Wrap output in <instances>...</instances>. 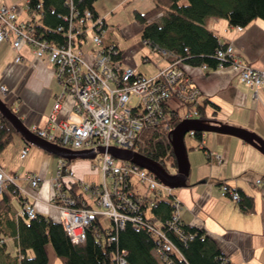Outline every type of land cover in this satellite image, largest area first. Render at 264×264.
I'll return each instance as SVG.
<instances>
[{
    "label": "crops",
    "instance_id": "obj_1",
    "mask_svg": "<svg viewBox=\"0 0 264 264\" xmlns=\"http://www.w3.org/2000/svg\"><path fill=\"white\" fill-rule=\"evenodd\" d=\"M120 1L111 7L112 12L115 7L127 2ZM2 2L19 6L20 20L24 21L29 17L24 8L25 0H1ZM152 6L153 0H138L123 15H133L135 20V10L146 11ZM94 9L96 13L105 15L108 23L103 43L115 44L119 48V41L114 36L119 23L107 21V16L114 14H110L103 6L97 9L94 5ZM208 18L207 25L214 29L221 42L233 46L237 59L254 67H264V18H254L247 25H243L241 30L224 17ZM139 27L141 32L140 24ZM123 28L121 26L119 32L127 35L132 33L130 29ZM124 40L127 41L128 38ZM31 49L28 44L14 49L9 40L0 41V85H5L7 90L3 93L5 97L2 100L13 107L17 116L28 127L31 124L43 126L47 123L46 119L56 94L63 90L52 63L45 57L35 58ZM120 51L122 53V49ZM18 54L22 56V60L17 61ZM145 57L149 58L146 55ZM121 58H118L119 62ZM126 64L132 63L127 61ZM167 64L168 60L163 58L158 68ZM132 65L131 68L137 66ZM184 69L200 89L198 102L204 108L203 116L208 124L206 126L226 124L256 133L264 141V82L260 87H249L239 79L240 70L230 64L218 67L187 64ZM138 72L155 75L156 70L154 73H143L141 70ZM72 103L73 99L67 96L61 112L58 113L59 119L66 118L72 111ZM187 134L190 137L185 136L184 146L190 169L186 184L172 189V193L180 201L178 211L181 221L206 231L231 264H264V193L253 183L256 176H264L263 148L235 134L217 131H202L200 138L202 137L203 147L200 148L199 135ZM24 146H28V151L22 157L21 150ZM53 155L55 154L40 149L37 144L29 143L21 133L15 132L9 144L0 151V166L9 176H13L18 187L28 189L26 193H20L24 197L22 203L30 201L38 213L55 220L58 218L57 210L50 204V200L58 156ZM70 163L74 179L95 185L102 182L103 172L98 167L93 168L94 162L91 159L75 157ZM28 172L41 176L39 184L33 189L24 176ZM110 180L109 178L108 181ZM132 182L130 191L138 195L146 193L144 187L134 190ZM223 182L233 191L252 197L253 208L245 212L232 197L222 195ZM16 198L19 209L15 210L22 212V204L19 197ZM146 212L151 214L148 209ZM7 240L8 250L14 254V241ZM46 249L47 264H64L56 256L51 244H47ZM31 251L27 253L31 255Z\"/></svg>",
    "mask_w": 264,
    "mask_h": 264
},
{
    "label": "built area",
    "instance_id": "obj_2",
    "mask_svg": "<svg viewBox=\"0 0 264 264\" xmlns=\"http://www.w3.org/2000/svg\"><path fill=\"white\" fill-rule=\"evenodd\" d=\"M68 2L71 3V15L67 17V27L64 31L66 37L63 42H49L35 35L34 27L30 23L19 19V6L1 3L0 0V41L9 40L14 49L28 44L35 58L45 57L52 63L55 76L62 85L63 90L56 94L46 119L47 123L43 126L29 125V132L61 148L102 149L97 152L101 153L98 168L103 172L100 184L83 183L74 179L70 165L60 156L57 160L56 175L52 179L50 204L56 208L57 220L65 228V233L71 241L78 243L87 237V225L98 214L107 215L115 224V228L125 225L126 220L136 227H150L151 223L143 217L140 210L143 201L150 207L156 203L153 195L148 197L150 192L173 194V187L159 180L151 170H146L133 161L115 158L110 147L122 151L134 149L140 134L149 126H161L168 131L173 127L174 116L189 119L199 118L202 114L198 108L200 89L185 71L180 58L169 60L172 52L156 46L153 51L159 52L169 64L158 68L155 75L142 74L131 66L124 68L115 58L119 49L114 44L103 43L107 25L105 18L92 15L89 9L77 15L73 10L72 0ZM235 27L238 30L243 28L241 25ZM89 32L92 34L90 40L93 46L84 49ZM216 53L222 60H229L227 64L219 62L218 66L233 65L240 70L239 79L249 87H260L264 82V67H254L237 59L235 49L230 43ZM16 59L22 60V56L18 54ZM6 91L5 85H0V92ZM67 96L73 99L72 111L66 118L59 119L58 113L61 112ZM181 107L185 109L180 111ZM189 133L195 132L192 129ZM202 142L201 137L198 145L200 148L203 147ZM27 151L28 146H24L21 150L22 157L27 155ZM92 165L93 168L97 167ZM1 167L0 193L6 180L13 181V176H9ZM133 175L145 186V194L138 195L128 188ZM24 176L28 179L31 189L37 187L41 180V176L34 172H28ZM66 177L70 178L67 180ZM107 178L111 179L110 182H107ZM72 183H78L102 210L94 209L86 198L78 205L67 189ZM253 183L264 193L263 175L256 176ZM221 187L222 195H229L233 201L241 198L238 191H233L226 182L221 183ZM17 189L21 194L28 190L26 187ZM174 200L172 217L167 218L165 222L171 230L182 235L179 226L182 221L178 211L180 201L175 195ZM23 208L22 213L34 218L37 211L30 201H25ZM115 237L116 235L110 233L108 239L113 241ZM161 237L165 238V244L162 250H159L163 256L164 251L174 248V243H171L164 233ZM116 256V264H126L125 256L119 253Z\"/></svg>",
    "mask_w": 264,
    "mask_h": 264
},
{
    "label": "trees",
    "instance_id": "obj_3",
    "mask_svg": "<svg viewBox=\"0 0 264 264\" xmlns=\"http://www.w3.org/2000/svg\"><path fill=\"white\" fill-rule=\"evenodd\" d=\"M72 3L77 15H81L85 9H89L92 15H100L94 9V0H72ZM70 5L68 0H25L24 8L29 16L26 21L34 27L35 35L45 41L63 42L67 17L71 15ZM210 16L224 17L235 26L247 25L254 18H264V0H153L151 9L134 12L135 20L141 26V39L150 46L152 52L157 46L172 52L169 60L180 58L183 65L218 67L219 62L227 64L229 60H222L216 51L228 43L221 42L214 29L207 25ZM117 54L116 59L123 55L120 49ZM6 105L14 111L10 104ZM198 108L202 114L199 118L174 116L171 130L149 126L140 134L136 148L126 151L135 154L137 164L143 161L154 162L168 169V163V172H175L177 158L173 143L178 144L181 130L208 125L203 116V106L199 104ZM2 114L0 112V151L17 132L13 123ZM194 132L200 138L202 131L195 129ZM71 160L65 159L67 165L71 164ZM17 188L14 181L6 180L0 193V264H47V244L52 245L56 256L64 264H116L118 253L125 256L126 264L232 263L202 228L182 221L179 223L182 232L180 235L167 226L165 221L174 212V194L154 193L156 203L150 207L143 201L140 210L143 217L151 223V228L133 226L128 220L122 227L115 228L110 218L106 225L101 220L102 215L98 214L87 225V237L76 243L65 233L59 220L38 212L32 218L24 212L16 211L12 196L19 197L22 208L25 203H22L24 197ZM78 188V183H72L67 189L80 205L85 200V194L78 191ZM238 193L241 197L237 201L240 207L245 212L252 209V197ZM146 209L151 212L150 215ZM159 232L174 243V248L164 251L163 256L159 250H162L165 238ZM110 233L116 235L113 241L108 239ZM7 239L14 241V254L8 250ZM29 250H32L31 255L27 253Z\"/></svg>",
    "mask_w": 264,
    "mask_h": 264
},
{
    "label": "water",
    "instance_id": "obj_4",
    "mask_svg": "<svg viewBox=\"0 0 264 264\" xmlns=\"http://www.w3.org/2000/svg\"><path fill=\"white\" fill-rule=\"evenodd\" d=\"M0 112L3 113L6 117L7 120H9L14 128L16 129L17 133H21V135L27 139L29 143H34L37 144V146L40 147V149H44L46 151H49L50 153H54L57 156H60L61 158H66V159H74L75 157H82L84 158H95V155L97 152H101L102 149L101 147L98 148H89V149H73L71 150L70 148H65L61 146H58L54 143H49V141H46L42 138H39L35 133H32L31 131L29 132L27 126L23 121L17 116V113L12 111L8 105H6V102H4L0 98ZM198 130V131H217L219 133L221 132H226L230 134H235L241 139H245L250 143H254L258 146H261L264 150V141L262 140L261 137H259L256 133H251L247 130H240L238 128H235L233 126H229L226 124L215 125L211 124L210 126H202L200 128L198 127H187L185 129H182L179 138H178V144L174 142V151L176 154V168L177 170L175 172H168V169H165L164 167L157 165V163L154 162H146L143 161V163H138L140 166L146 168V170H151L159 180H162L164 183L169 184V186H181L186 184L187 180V175H188V162H187V157L185 154V146H184V138L185 134L189 133V130ZM111 153L114 155L116 158H121L125 160H130L133 161L137 164L135 160V154L130 152V151H122L118 148H114L113 146L110 147ZM137 164V165H138Z\"/></svg>",
    "mask_w": 264,
    "mask_h": 264
},
{
    "label": "rangeland",
    "instance_id": "obj_5",
    "mask_svg": "<svg viewBox=\"0 0 264 264\" xmlns=\"http://www.w3.org/2000/svg\"><path fill=\"white\" fill-rule=\"evenodd\" d=\"M95 2V6L97 7V9L99 8V6H103L104 8H106V10L110 13V14H114V15H109L107 16V21L109 23H119L118 24V29L120 30V27H124L123 29H130L131 30V34L127 35L126 33H122L119 32L118 29H116L114 31L115 33V38L119 41V48L120 50L122 49V58L120 60V65L124 68H126L127 66H131L132 64H137V66L135 67V69L137 71H142L144 72H152L154 73L155 70L156 72L158 71V64L161 60H163V57L160 55L159 52H152L150 46L143 42V40L141 39V32H140V27L137 21H135L133 19V15H123V13H125L126 9L129 10L130 7H132V4H135L136 2H138V0H127V2L115 7L113 9V12L111 10V7H113L114 5L118 4L119 2H121L120 0H94ZM128 7V8H126ZM127 12V11H126ZM102 13V12H100ZM24 15V14H23ZM101 16H105V15H101ZM110 16H112V19L110 18ZM105 18V17H104ZM106 20V19H105ZM114 22H113V21ZM116 21V22H115ZM91 32H89V35L87 36V41H85L84 45H85V49H89V47L93 46L91 39ZM126 36V37H124ZM128 38L127 41H125L124 39ZM145 55L149 58H146ZM127 61H131L132 64H126ZM132 65V66H133ZM184 67L187 66V64L183 65ZM134 68V66H133ZM160 68V67H159ZM4 92H0V98H4L5 94H3ZM185 109V107H181L180 111H183ZM186 138H189L190 136H188V134H185ZM54 157H57L56 155H53ZM101 153H97L95 155V158H92L91 160L94 162V165H96L97 167H99L100 163H101ZM166 166L169 169L170 164L166 163ZM173 168V167H172ZM97 169V168H96ZM109 178H107V182ZM131 181H133V188L134 190L138 191L139 189H142L143 187L145 188V186H143L140 181H138V179L136 178V176H131ZM176 187L174 186L172 189L174 190ZM80 190L85 194V198L88 200V203L92 205V207L96 210L101 211V206L99 204H96V202L94 201V199L89 196V194H87L86 192H84L82 190V188H80ZM145 190V189H144ZM53 191V190H52ZM146 191V190H145ZM149 194H151V196L153 195V192H150ZM12 203L14 208L19 209V203L17 201L16 197H12ZM101 220L103 222V224H109V220L107 218V215L103 214L101 216ZM49 245V244H48ZM32 252V251H31Z\"/></svg>",
    "mask_w": 264,
    "mask_h": 264
},
{
    "label": "bare ground",
    "instance_id": "obj_6",
    "mask_svg": "<svg viewBox=\"0 0 264 264\" xmlns=\"http://www.w3.org/2000/svg\"><path fill=\"white\" fill-rule=\"evenodd\" d=\"M23 209V208H22ZM21 212V211H20Z\"/></svg>",
    "mask_w": 264,
    "mask_h": 264
}]
</instances>
